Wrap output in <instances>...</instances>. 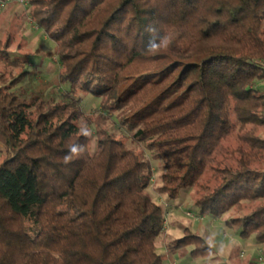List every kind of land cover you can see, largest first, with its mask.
I'll return each mask as SVG.
<instances>
[{
    "label": "trees",
    "instance_id": "trees-1",
    "mask_svg": "<svg viewBox=\"0 0 264 264\" xmlns=\"http://www.w3.org/2000/svg\"><path fill=\"white\" fill-rule=\"evenodd\" d=\"M27 2L56 43L68 90L59 99L18 92L30 59L0 39V264H166L153 160L187 152L199 170L198 213L236 209L226 225L264 246V87L255 85L264 81V0ZM88 95L101 99L92 117ZM188 247L194 259L233 264L191 227L168 251Z\"/></svg>",
    "mask_w": 264,
    "mask_h": 264
},
{
    "label": "rangeland",
    "instance_id": "rangeland-1",
    "mask_svg": "<svg viewBox=\"0 0 264 264\" xmlns=\"http://www.w3.org/2000/svg\"><path fill=\"white\" fill-rule=\"evenodd\" d=\"M0 2V39H12L11 50L13 55L22 54L30 59L27 66L29 75L24 82L17 87L18 92L27 94L40 93L43 96H55L61 98L68 90L59 81L60 63L55 54L56 43L39 28L31 19L29 12V3L22 4L21 0H1ZM22 3H21V2ZM22 5H21V4ZM17 5H20L17 8ZM0 68L3 69L2 64ZM257 87H264V81H258ZM83 108L88 117L97 115L101 110V99L93 95H88L84 102ZM113 119H116L113 116ZM106 124L111 126V119L106 118ZM90 132L92 133V150H96L97 131L95 124L92 123ZM124 139L130 147L143 150V144L136 142L132 135L125 130H120ZM176 135H166L161 138L162 141H176ZM177 149H186V142L178 140ZM5 144L0 139V163L6 156ZM187 152V151H186ZM146 155L151 157V152L146 150ZM155 175L149 188L154 200L159 204L166 206L169 204L171 209L169 225L165 228L162 235L157 241L158 250L166 255L169 254V261H177L179 264H209L217 262L216 258H192L190 251L192 247L179 250V254L169 253L168 245L175 239L181 237L186 227H191L203 236L210 239L215 237L212 246L217 250L218 257L223 260L226 251L233 253L227 259L233 264H246L250 259L262 258L260 264H264V246L249 248L246 240L249 238L242 237L238 230L226 225V218L237 215L236 209L222 218H215L208 215L204 216L202 221H198L194 216L188 214L192 211L199 215V209L195 206L194 196L196 187L191 185L193 178L199 175V170L192 167L188 159V152L184 157L174 162H165L163 160H153ZM250 239L255 240L254 237ZM262 247V248H261ZM244 251V252H243ZM174 254V255H172Z\"/></svg>",
    "mask_w": 264,
    "mask_h": 264
},
{
    "label": "crops",
    "instance_id": "crops-1",
    "mask_svg": "<svg viewBox=\"0 0 264 264\" xmlns=\"http://www.w3.org/2000/svg\"><path fill=\"white\" fill-rule=\"evenodd\" d=\"M21 2V1H20ZM22 3V2H21ZM20 3V4H21ZM22 4H25V3H22ZM21 4V5H22ZM20 7V5H17V8H19ZM210 239H212V240H209V243L212 245V242L213 241H215V237H212L211 236V238ZM246 243H247V246L249 247V248H257L258 250H259V248H260V246H263L261 243H259L257 240H252V239H247L246 240ZM262 248V247H261ZM169 253H175V252H169ZM177 254H179V252H176ZM226 253V256H224L223 257V260H227V259H229V257L230 256H232L233 255V253L231 254L230 252H228V250L225 252ZM172 255H174V254H172ZM170 256H169V254L167 255V259L169 260L170 258H169ZM166 264H170L169 263V261L166 263Z\"/></svg>",
    "mask_w": 264,
    "mask_h": 264
},
{
    "label": "built area",
    "instance_id": "built-area-1",
    "mask_svg": "<svg viewBox=\"0 0 264 264\" xmlns=\"http://www.w3.org/2000/svg\"><path fill=\"white\" fill-rule=\"evenodd\" d=\"M21 1L24 2V3H27V0H21ZM0 2H2V1L0 0ZM166 208H167V210H166V222H165V228H167L168 225H169V218H170L171 212L173 211V210L171 209V206H170L169 204L166 205ZM188 214L191 215V216H194L195 219L198 220V221H202V220L204 219V216H202V215H200V214L197 215L196 213H193L192 211L188 212ZM243 252H244V251H243ZM260 259L262 260L261 257H260ZM171 264H179V263H178L177 261H174V262L171 261Z\"/></svg>",
    "mask_w": 264,
    "mask_h": 264
},
{
    "label": "clouds",
    "instance_id": "clouds-1",
    "mask_svg": "<svg viewBox=\"0 0 264 264\" xmlns=\"http://www.w3.org/2000/svg\"><path fill=\"white\" fill-rule=\"evenodd\" d=\"M155 48H156V46L153 45V49H155ZM71 151L73 154H76V153H78L79 150L77 148L73 147ZM66 159H70V157H66Z\"/></svg>",
    "mask_w": 264,
    "mask_h": 264
}]
</instances>
